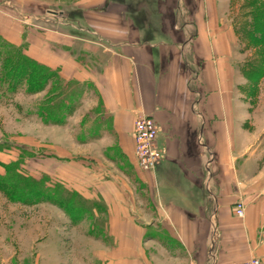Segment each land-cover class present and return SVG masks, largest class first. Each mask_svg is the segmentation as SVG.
I'll list each match as a JSON object with an SVG mask.
<instances>
[{"label": "crops", "instance_id": "crops-1", "mask_svg": "<svg viewBox=\"0 0 264 264\" xmlns=\"http://www.w3.org/2000/svg\"><path fill=\"white\" fill-rule=\"evenodd\" d=\"M204 1L205 17L180 26L170 24L166 0H79L68 9L71 34L34 35L31 56L64 63L61 73L96 87L98 99L83 105L102 107L90 136L76 132L86 113L71 116L73 129L51 130L80 154L61 156L71 158L82 200L102 202L80 220V264L264 263V114L231 93L232 38L214 17L224 0ZM3 34L16 44L28 39ZM143 115L157 122L163 153L147 172L133 137Z\"/></svg>", "mask_w": 264, "mask_h": 264}, {"label": "rangeland", "instance_id": "rangeland-1", "mask_svg": "<svg viewBox=\"0 0 264 264\" xmlns=\"http://www.w3.org/2000/svg\"><path fill=\"white\" fill-rule=\"evenodd\" d=\"M78 2L79 0H0V35L8 40L3 32L13 38L24 34V37H28L24 43L10 42L26 45L25 55L56 70L59 79L76 82L70 83L69 86V91L73 92L75 98L71 100V96L63 95L68 102L72 101L73 107L71 110L68 109V115L66 113V122L60 125L69 124L68 128L73 129L71 116L75 114L73 119L79 121V118L86 113L84 121L88 118L82 131L79 127L76 132L82 133V136L83 134L90 136L98 128L99 122L96 116L102 111V107L97 101L90 106L83 105L82 99H98L96 87L92 89L93 84L90 88V83L77 80V76L68 78L61 73L60 68L64 67V63H60L59 68H53L34 59L30 52L34 44V35L38 36V33L47 36L48 30H59L71 34V26L65 22L70 19L68 9L71 5L80 4ZM204 2V0H166L165 11L170 18V24L177 23L181 26L186 20L194 23V18L206 14ZM125 11L126 14H130L134 9L131 10L127 4ZM262 11H264L263 0H224L220 8L216 9V14L213 13L219 20V27L216 26L218 31L223 36L227 34L232 38L233 57L228 63L236 69L231 81V93L234 97L247 100L250 111L264 114L262 102L264 40L260 43L247 39L240 29L241 21L246 19L244 14L253 15ZM54 12L58 14L55 15ZM80 13V10H77L72 15H80ZM187 28L191 29L189 34H194L196 25ZM72 44L80 45L75 41ZM77 74L79 77L78 71L74 75ZM56 80L57 76L44 90L33 94L27 92L26 84L20 85L14 92H7L6 86H0V175L8 173L6 165L16 164L14 166L18 167L21 175L35 179L43 177L49 184L65 186L69 193L77 192L76 206L83 203L90 204V211L94 208L102 209L99 205L102 202L80 200L82 183L80 185L79 182L72 180L70 161L66 164L65 160L68 158L61 156L66 153L65 150L71 151V156H80V154L64 146V138L61 134L58 136L57 132L53 133L57 129L54 126L59 124H46L38 114L40 103L51 92V84ZM91 151V149L86 150V153L95 155L94 152L90 153ZM70 155L68 157H71ZM73 172L84 175L83 171L73 170ZM80 220V218L74 219L62 207L52 202L32 204L13 201L0 187V264H80L82 257L80 247L83 239L79 228Z\"/></svg>", "mask_w": 264, "mask_h": 264}, {"label": "trees", "instance_id": "trees-1", "mask_svg": "<svg viewBox=\"0 0 264 264\" xmlns=\"http://www.w3.org/2000/svg\"><path fill=\"white\" fill-rule=\"evenodd\" d=\"M244 19L241 21L240 29L246 36L245 38L262 43L264 40V11L253 13V15L244 14ZM25 47L26 45L13 44L0 35V86H6L7 92H14L20 85L26 84L27 92L33 94L44 90L48 83L57 76V80L51 84V92L40 103L38 114L46 124H64L67 120L66 113L69 114L67 111L72 109L73 104L72 101L68 102L63 98V95L71 96L73 100L75 97L73 92L69 91V86L70 83L76 82L59 79L56 70L31 60L24 53ZM14 165L16 164L6 165L8 173L0 175V187L13 201L32 204L52 202L62 207L74 219L80 218L81 220L90 211L89 203V205L81 203L76 206L77 192L69 193L65 186L49 184L43 177L35 179L28 175H21L18 167ZM79 198L83 199L81 194Z\"/></svg>", "mask_w": 264, "mask_h": 264}, {"label": "built area", "instance_id": "built-area-1", "mask_svg": "<svg viewBox=\"0 0 264 264\" xmlns=\"http://www.w3.org/2000/svg\"><path fill=\"white\" fill-rule=\"evenodd\" d=\"M158 125L150 115L139 116L134 123L135 158L142 171L154 170L162 158V151L157 145ZM235 213L239 217L245 214L243 202L236 204ZM235 264H264L259 257H250Z\"/></svg>", "mask_w": 264, "mask_h": 264}]
</instances>
